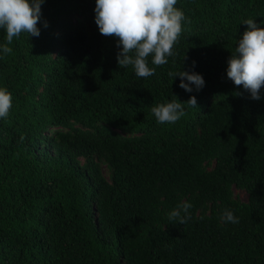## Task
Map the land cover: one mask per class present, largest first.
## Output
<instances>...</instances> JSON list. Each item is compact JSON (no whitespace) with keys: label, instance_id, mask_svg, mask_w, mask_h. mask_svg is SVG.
I'll return each instance as SVG.
<instances>
[{"label":"trees","instance_id":"trees-1","mask_svg":"<svg viewBox=\"0 0 264 264\" xmlns=\"http://www.w3.org/2000/svg\"><path fill=\"white\" fill-rule=\"evenodd\" d=\"M95 7L45 0L39 37L21 33L0 53L12 95L0 119V264H264V88L253 100L227 78L243 21L264 28V0H177L174 55L158 67L149 56L147 78L118 66ZM170 71L205 86L185 92ZM192 96L197 108L174 124L151 113ZM184 203L191 219L170 221ZM225 209L239 223L221 221Z\"/></svg>","mask_w":264,"mask_h":264},{"label":"clouds","instance_id":"clouds-1","mask_svg":"<svg viewBox=\"0 0 264 264\" xmlns=\"http://www.w3.org/2000/svg\"><path fill=\"white\" fill-rule=\"evenodd\" d=\"M44 3L45 0H0V29L6 31V43L0 44V53L9 54L12 49L8 45L21 33L39 37L37 25ZM176 4L177 0H96L95 23L101 35L117 39L116 47L121 51L116 59L120 68L132 66L137 77L147 78L156 72V67L148 66L149 56L154 66L168 63L167 58L174 55L173 46L180 37L182 21L186 19L184 13L174 7ZM243 24L247 25V30L227 61V78L234 85L243 86L251 99L260 100V92L264 88V28L252 19L244 20ZM44 27H48L47 22ZM168 76L172 79L179 77V87L185 92L191 93L194 90L192 86L199 92L205 86L203 77L194 71H170ZM185 104L197 108L196 97H190L186 103L176 98L153 106L151 113L160 124H174L186 114ZM11 108V93L0 88V119H7ZM191 208L190 203L177 205L168 218L186 224L191 219ZM220 219L225 223H239L228 209L222 212Z\"/></svg>","mask_w":264,"mask_h":264},{"label":"rangeland","instance_id":"rangeland-1","mask_svg":"<svg viewBox=\"0 0 264 264\" xmlns=\"http://www.w3.org/2000/svg\"><path fill=\"white\" fill-rule=\"evenodd\" d=\"M236 196L240 197L242 200H246V195L242 192H236Z\"/></svg>","mask_w":264,"mask_h":264}]
</instances>
